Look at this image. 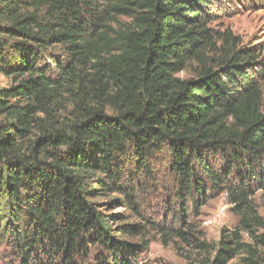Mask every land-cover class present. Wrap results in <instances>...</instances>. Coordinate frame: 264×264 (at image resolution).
<instances>
[{
	"label": "trees",
	"instance_id": "16d2710c",
	"mask_svg": "<svg viewBox=\"0 0 264 264\" xmlns=\"http://www.w3.org/2000/svg\"><path fill=\"white\" fill-rule=\"evenodd\" d=\"M214 1L0 0V264H139L147 230L264 264V59L212 34ZM161 154L173 181L145 217ZM222 193L239 224L209 245L194 222Z\"/></svg>",
	"mask_w": 264,
	"mask_h": 264
},
{
	"label": "rangeland",
	"instance_id": "374dc122",
	"mask_svg": "<svg viewBox=\"0 0 264 264\" xmlns=\"http://www.w3.org/2000/svg\"><path fill=\"white\" fill-rule=\"evenodd\" d=\"M209 13L212 15V23L207 27L215 36L217 33L230 31L233 36L241 39L242 45L255 47L260 51L264 59V0H218L210 5ZM127 22V20H122ZM61 55L60 50L56 51ZM198 70L197 62L193 61L180 74L178 78L187 80L194 77ZM11 85L9 79L0 75V90L8 88ZM264 95V80H260ZM11 104H15L11 101ZM69 101L64 99L60 105V112L56 116L59 120L67 119L70 113ZM3 117L0 119V121ZM168 156L166 154L159 155L156 161L155 173L157 175L159 186L164 190H155L141 192L139 201L141 205V214L145 217H151L154 212H160V207L163 204L165 189L170 188L172 177L168 169ZM115 197H112L113 199ZM253 204L256 212L264 220V195L257 192L253 197ZM102 201L101 203H104ZM101 210L105 213H121L124 214L125 224H138L135 219H127L130 215L124 213L123 209H116L106 205H100ZM111 210V211H109ZM108 214V213H107ZM197 228V237L200 241H205L209 245H215L221 236L223 230H234L239 224V217L232 212V207L227 201L225 193L219 194L212 198L208 204L200 211V215L195 219ZM258 233H263V230H258ZM243 240L250 243V239L246 234H243ZM148 244L146 251L140 258L139 264H209L212 257L208 258L207 254L194 250L191 246L181 245L179 242H171L167 246H163L160 241V236L153 231L147 230L145 235L140 239L129 242L140 244L141 242ZM177 242V241H175ZM145 248V247H144ZM244 256H238L230 262V264H243L240 260ZM2 262V261H1Z\"/></svg>",
	"mask_w": 264,
	"mask_h": 264
}]
</instances>
